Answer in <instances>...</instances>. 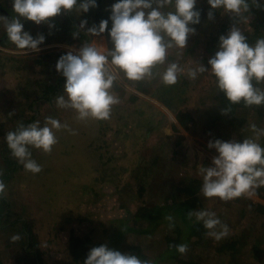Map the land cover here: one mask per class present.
Here are the masks:
<instances>
[{"label": "rangeland", "instance_id": "obj_1", "mask_svg": "<svg viewBox=\"0 0 264 264\" xmlns=\"http://www.w3.org/2000/svg\"><path fill=\"white\" fill-rule=\"evenodd\" d=\"M8 1L12 3V0ZM260 1L264 3V0ZM203 3L205 0H198L195 7ZM249 5V11L244 14L247 19L222 10H212L213 18L209 19L204 12L197 23L202 30L203 40L218 49L219 37L227 35L232 26L240 31L249 29L253 16L264 14V8L258 7L253 10L250 2ZM96 9L97 7H93L89 15L93 16ZM70 13L75 18L74 21H67L62 12L49 18L48 23L42 22L39 25L32 23L31 28L23 27V30L33 38L38 35L44 36V41L38 46L37 52L31 50L24 52L13 43L8 45L0 43V151L6 144L5 134L14 131L21 122L27 125L39 120L43 126L45 117H52L62 125L67 124L71 129L54 130L57 143L50 153L30 147L31 158L42 166L43 170L40 173L26 171L21 164L11 171L7 180L3 181L6 186L5 196L10 198L13 210L8 215L10 217L0 218V259L4 264H35L34 253L39 254L41 264H83L81 257L84 251L81 249H89L94 242L102 241V235L107 234V228L115 224L118 218L131 215L141 204L170 205L172 178L181 173L194 175L201 180L202 186L199 167L210 165L212 157L217 155L214 148L207 147L210 140L242 141L247 138V135L238 136L236 127L229 126L224 120L225 116L217 117L216 120L213 117L214 122H209L202 116L208 115L212 118V111L222 114L212 98L216 80L211 77L210 70L198 74L195 80L189 79L185 72L179 77L178 82L171 86H165L161 82L159 73L172 62L185 69L195 68L196 64L210 67L209 52L215 47H206L202 42H198L187 51L192 40L196 41L195 32L188 35L184 49L168 50L165 63L152 69L151 78L133 81L127 79L123 72L113 69L123 86L118 89L112 87L110 90L119 98V103L112 106L115 113L112 112L109 119L78 120V113L74 109L57 107L56 97L63 94L65 83V77L55 68L58 58L69 51L75 54L87 41L94 40L100 45L99 50L102 52L105 51L104 47H112L104 33L85 38L87 30L79 28L77 21L85 12L74 9ZM102 16H98L96 21L103 20ZM93 25L97 24L93 22L89 27ZM74 32H78L75 37ZM1 34L6 35L2 21ZM49 84H57V90L51 94L47 90L50 89L47 87ZM132 95L136 98H132ZM161 100L165 101L166 105ZM177 108L195 111L198 120L201 121L196 126L191 125L189 130H184L173 112ZM255 108V105L246 107L242 102L237 112L245 111L246 126L254 123L258 128L264 129L261 125L264 122V106L257 107L263 111V115L262 113L257 115ZM140 112H143V118H138ZM157 114L163 117L158 122L155 119L150 122L152 129L146 131L144 117L152 115V120ZM172 123L179 128V133L173 130ZM119 126H126L128 132L123 135L126 151L115 159L117 163L115 167L107 158L106 148L109 144L113 148L122 144V140L113 134V130ZM215 132L222 134L218 135ZM228 132L230 135L224 136ZM251 134L253 136V133ZM101 138L105 140L104 144L95 142L90 145ZM110 138L115 140V146ZM260 138L264 139V136ZM87 144L92 151L90 154L92 162L88 156ZM67 149L73 152L68 155ZM154 150L158 153V158L155 160L156 165H151L149 161L152 160ZM4 154L9 153L4 151ZM13 159L17 161L16 158ZM76 160L86 161L89 167L101 171L107 181L102 185L93 182L95 178L88 167L80 169L81 176L72 177L68 173L67 165L76 163ZM0 165L2 167L0 170H4L2 163ZM82 178L86 181L83 180L81 183H86L87 186L78 189L76 193L69 192V186L74 182L78 183ZM143 184H146V188L140 189ZM197 193L203 197V204L199 210L214 211L217 216L220 215V220L228 226L229 233L238 232L244 237L243 243L233 250L234 254L229 259L227 251L219 248L222 239L216 241L206 236L205 230L203 237L193 235L183 242L188 245L186 254L178 252L176 255L200 259L203 264H264V212L249 207L245 211L246 216H241L237 208L238 201L233 200L227 206V202L217 197L206 198L200 190ZM248 199L264 203V198L257 192ZM164 211L165 213L157 219L146 217L129 219L125 226L129 224L133 229H126L115 246L116 250L129 254L127 246L132 243L141 247L146 261L156 258L159 261L157 264H181L172 257L161 256L166 246L165 236L169 233L172 236L177 235V227L170 229L169 221L165 217L170 215L173 217L174 225L178 223L174 209L166 208ZM189 212V210L186 212L187 216ZM18 217L19 220L26 219L30 231L29 238L21 230L22 222H11ZM228 222L230 224H227ZM180 225L181 228L182 224ZM17 234L21 238L12 241L11 237ZM253 245L263 249L259 256L255 255Z\"/></svg>", "mask_w": 264, "mask_h": 264}, {"label": "clouds", "instance_id": "obj_2", "mask_svg": "<svg viewBox=\"0 0 264 264\" xmlns=\"http://www.w3.org/2000/svg\"><path fill=\"white\" fill-rule=\"evenodd\" d=\"M211 7L208 18H213L212 10H222L237 17L249 11V0H207ZM257 7L264 8L260 0H251ZM196 0H116L110 8L111 28L108 36L111 48L100 51V45L94 40L84 43L75 54L72 51L61 55L55 68L65 77L63 94L56 97L59 108L74 109L78 120L93 118L107 120L112 106L119 103V98L110 91L117 74L113 69L123 72L133 81H141L153 76L152 69L164 64L171 48L184 49L187 37L195 29L190 24L200 22V12L195 8ZM155 5V7L153 6ZM96 0H12L13 18L0 16L8 40L16 48L27 52L39 51L44 36L33 38L23 30L22 20H30L39 25L48 23L49 18L62 12H88L96 7ZM171 8L164 12L161 9ZM86 20H81L79 28H84ZM51 27V24H49ZM108 28V20H101L98 25L87 29L91 36H99ZM78 35L74 32L73 36ZM194 63V62H193ZM196 64V63H195ZM195 68L181 67L176 62L169 63L159 73L165 86L175 85L182 74L195 80L200 73L211 71L216 78V87L232 104L244 103L246 107L264 106V90L255 87L253 81L264 82V38H258L254 45L235 26L227 35L219 37L218 50L208 59L206 68L196 64ZM228 113V109L221 110ZM69 129L57 119L45 117V123L34 121L25 125L19 123L14 131L6 134L5 140L11 155L21 163L26 171L33 174L43 169L31 158V148L50 153L57 143L55 131ZM252 137L236 141L210 140L209 149H215L217 155L212 157L211 164L199 167L202 177L200 191L206 198L218 197L222 201L235 198H250L256 189L264 186V147L258 140L264 136V129L256 124L249 125ZM2 175V173H0ZM5 183L0 179V197L5 194ZM195 216L207 230L206 236L220 241L229 234V228L223 224L214 211L200 210L188 213ZM169 228H173L172 216H166ZM21 237L13 235L12 241ZM180 254H186L187 244L173 245ZM84 264H150L138 256L121 253L106 245L89 250Z\"/></svg>", "mask_w": 264, "mask_h": 264}, {"label": "trees", "instance_id": "obj_3", "mask_svg": "<svg viewBox=\"0 0 264 264\" xmlns=\"http://www.w3.org/2000/svg\"><path fill=\"white\" fill-rule=\"evenodd\" d=\"M198 0H196L197 2ZM116 2V0H96V12L94 13V15L90 16L89 13H91V9L93 7L89 8V11L85 13V15L80 18L77 19L78 24L80 25V21L81 20H86L89 24L85 25L84 28H82V30H87L88 27L94 22L95 24H99V21H96L98 16H102L103 14V20H108V28L105 30L104 34L107 36V38L109 39L108 36V29L111 28V20L109 19L110 17V8L112 5ZM249 2L251 3V0H249ZM261 3L263 1H260ZM251 5L253 6V10H255L256 8H258L257 6L253 5L251 3ZM154 6V5H153ZM197 10H199L200 12V19L202 18V16L204 14H208V12L211 10L210 5L208 4L207 0H205V3H203L202 5L198 4L197 7H195ZM164 12L167 11H171V9H163ZM206 12V13H204ZM204 13V14H203ZM0 14H3L4 17H8L9 19L13 18L14 16H16V14L12 11V3H10L8 0H0ZM64 16L65 19L68 21H74L75 18L71 15L70 12H64ZM92 21V22H91ZM230 21V19H229ZM23 23V27H30L32 23V21L30 20H22L21 21ZM189 27L194 28L195 29V34H194V40H192V43L190 45H188L187 47V51L190 50L192 47H194L196 45V43L198 42H202L203 45H206V47H215L213 44L209 43V42H205L203 40V35H202V30L201 28L197 25V24H190ZM31 28V27H30ZM200 31V32H199ZM242 34L246 36L247 38V42L250 45H254L256 40L258 38H264V14L260 15V16H253V18L250 21V27L249 29H243L241 30ZM91 35H89L88 33L85 35V38H89ZM109 42L110 39H109ZM0 43L3 45H8L9 43L12 44L11 42L8 41L7 35H0ZM218 49L212 48L211 51V56H213L215 54V52ZM210 53V52H209ZM209 57V58H210ZM181 63L183 64V61H181ZM180 63V64H181ZM211 77H213L215 80L216 78L214 77V75L211 73ZM59 84V83H58ZM253 84L255 87L259 88L260 90H264V82H256L253 81ZM121 86H123L122 82L117 78L114 81L113 84V88H120ZM50 89L49 90L50 94L52 92H55L57 90V84H49L47 86ZM132 98H136V96L132 95ZM212 98L214 99V103L217 104V106L223 110V109H228V113H224L221 112L222 114H216L212 111V118L208 117V115H202L205 119H208L209 122H214L213 121V117H215L214 119L216 120L217 117L220 118V116H225L224 120L227 122V124L230 125H234V127H236L237 129V133L238 136H244L247 133V138L251 137V133H249V126H246L245 123L247 122L245 111L244 112H237V109L239 107V105L242 104H232L228 101V99L224 96V94L219 91L216 87V83L214 84V88H213V93H212ZM160 100V99H159ZM162 103H164L166 105V102L161 100ZM168 102V101H167ZM169 103V102H168ZM209 105V104H208ZM215 105V104H212ZM211 105V107H212ZM115 113V110L112 109L111 110V114ZM175 118L177 120V122L181 125V127L184 130H189L191 127V125H197L201 120H198V115H196L197 113H195V111H192L188 108H186V110H182V108H177L176 110H173ZM255 112L257 113V115L261 114L263 115V111L260 108H255ZM155 115V114H154ZM151 116L152 115H148L145 118V123H146V131H149L150 129H152V126H150V122H152L154 119L156 122L161 120V115L157 114L155 117H153V119L151 120ZM138 118H143V112H140L138 115ZM149 123V124H148ZM262 126H264V122L261 123ZM259 126V125H258ZM172 128L173 130H175L176 132H180L179 128L172 123ZM128 130L126 128V126H119L117 128H115L113 130V134L115 136H118L121 140H122V144H118L117 147L115 146V140L110 138L111 143L114 144L115 148L111 147L109 144V147L106 148V155L108 160H110L112 162V164L117 167V163L115 161V159L117 157H119L122 152L126 151V146L123 145V135L125 133H127ZM221 135L222 133L220 132H215V134ZM7 134V133H6ZM5 134V135H6ZM230 133H226L224 136H229ZM176 136V135H175ZM223 136V137H224ZM261 138H259L258 143L261 144L262 147H264V142L261 143L259 142ZM262 140V139H261ZM91 141V140H90ZM88 141V143L90 142ZM236 141H240V139H237ZM100 143V144H104L105 140L101 138V140L98 141H93L90 143V145H92V143ZM137 139L135 140V143H137ZM110 143V142H109ZM98 147V146H97ZM96 147V148H97ZM116 148L118 149L116 151ZM8 153L9 154H4ZM87 151L89 153V157L90 154H92L91 149L89 148L88 144H87ZM73 152V150H69L67 149V153L68 155H70ZM11 151L7 146V143L3 146V148L0 151V162L2 163V165L5 167L4 170L1 169L0 173H2V175H0V179H2L3 181L7 180V178L9 177L11 171L16 169V166H21V163H19L18 161H15V159H13V157L10 155ZM103 153V151H102ZM152 160L149 161V163L151 165H156V158H158V153H156V150H154L152 152ZM91 158V162H92V157ZM79 161L80 160H76V163H68L67 167H68V173L72 176V177H79L81 176V171L78 168L79 165ZM0 163V164H1ZM1 167V165H0ZM2 168V167H1ZM85 178H82L78 183L74 182L72 185L69 186V192L71 193H76V191L80 188H84L85 186H87L86 183H81ZM170 183H172V191L171 194L169 195L172 198V203L170 205H165V204H159V203H152V204H148V205H138L136 207V210L134 211V213H132L131 215H125L121 218H118V220L116 221L115 224L110 225V227L107 228L108 232L107 234H100V236L102 235L103 240L102 241H97L94 242V244L92 245V247H90L89 249H81V251L83 252V255L81 257L82 262L84 263L87 254L89 252V250L93 247H97L100 245H106L108 248H111L113 250H116L117 248L115 246H117V242L119 241V239L122 237L123 233L126 231V229H133V227H130L131 225L128 224V226H125V223L131 219V218H136V217H146L149 219L152 218H158L159 216H161L163 213H165V209L166 208H170V210L174 209L175 214H177L175 216V219H177L178 223L175 225L176 231H177V235L172 236L170 233L169 235L165 236L166 238V246L163 249V252L161 253V256L163 258H167V257H172V259L174 260H178L181 264H203L202 260L200 259H192V258H184V257H179L178 255H176L178 252L176 251L175 247H172L173 245H179V244H183V242H186V240H188L191 236L193 235H199L200 237L204 236L205 233V228L203 226V224L201 222L196 221L195 217L193 218H189L186 215V212L189 211H200L199 209L201 208L202 204H203V197L201 195H199L197 192L201 189V180L196 177V176H192L189 174H183L181 173L180 175H177L176 177L172 178L170 180ZM146 188V184H143L140 186V189ZM174 192V193H173ZM256 192L258 193L259 196H261L262 198H264V186L256 189ZM173 193V194H172ZM218 198V197H217ZM219 199V198H218ZM220 200V199H219ZM235 201H238L236 203L237 204V208H238V212L240 213L241 216H246L245 211L249 208H256L257 210H259L260 212H264V203L262 202H254L253 200H250L246 197H240V198H235L233 199ZM227 201V206L230 205V203L233 201ZM218 201V200H217ZM0 203L2 205V210L0 211V218L1 217H10L8 216L9 214H11L13 212L10 202H9V198L5 196V194L0 197ZM187 206V207H186ZM204 209V208H203ZM220 219V215L218 216ZM189 220V221H188ZM11 222H22L21 223V230L26 233V235L29 238V228L27 227L26 224V219H22L19 217L16 219H13ZM231 222V221H230ZM230 222H228L227 224H230ZM180 224H182V227L180 228ZM264 226V223H263ZM264 230V229H263ZM243 238L242 235L238 232H234V233H229L227 237L222 239L221 242V246L219 248H221V250H226L227 253L229 254V259L231 257L232 254H234L233 250H236L237 248H239V246L242 245L243 243ZM82 246V244H80ZM30 246V245H29ZM74 249L76 247V244L73 245ZM127 248H129V254L132 255H136L138 256L141 260L145 259V253H143L141 247L139 245H132L129 244L127 246ZM252 249L256 252L255 255L259 256V253L263 252V249L261 250L259 247L253 245ZM36 255V260H35V264H41L40 263V257L39 254L34 253ZM176 255V256H175ZM174 256V257H173ZM150 264H157L159 261L156 258L150 259ZM0 264H4L3 261L0 259ZM232 264V263H231Z\"/></svg>", "mask_w": 264, "mask_h": 264}, {"label": "crops", "instance_id": "obj_4", "mask_svg": "<svg viewBox=\"0 0 264 264\" xmlns=\"http://www.w3.org/2000/svg\"><path fill=\"white\" fill-rule=\"evenodd\" d=\"M211 53V52H210ZM249 133H252L250 130H249ZM248 134V133H247ZM246 134V135H247ZM251 135V137H252V134H250ZM259 142H261V143H263L264 142V139H260V141ZM261 145V144H260ZM90 166H91V162H90ZM85 167H88L89 169L91 168V173H92V175H93V178H95V180H93V182H98V184H100V185H102V184H104L106 181H107V179H106V177H105V175L103 174V173H101V171L100 172H98V171H96V170H94L92 167H89L88 166V164H87V162L86 161H82V160H80L79 161V165H78V168L79 169H84ZM85 181H86V179H84ZM99 185V186H100ZM101 187V186H100ZM6 195V194H5ZM9 198V197H8ZM9 200H10V198H9ZM84 264V263H83Z\"/></svg>", "mask_w": 264, "mask_h": 264}]
</instances>
